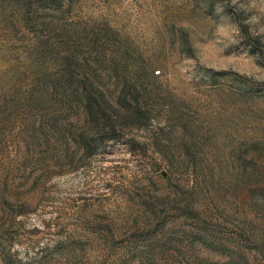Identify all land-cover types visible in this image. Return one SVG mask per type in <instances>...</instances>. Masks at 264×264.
<instances>
[{
    "label": "rangeland",
    "instance_id": "374dc122",
    "mask_svg": "<svg viewBox=\"0 0 264 264\" xmlns=\"http://www.w3.org/2000/svg\"><path fill=\"white\" fill-rule=\"evenodd\" d=\"M0 264H264V0H0Z\"/></svg>",
    "mask_w": 264,
    "mask_h": 264
},
{
    "label": "trees",
    "instance_id": "16d2710c",
    "mask_svg": "<svg viewBox=\"0 0 264 264\" xmlns=\"http://www.w3.org/2000/svg\"><path fill=\"white\" fill-rule=\"evenodd\" d=\"M71 80L75 86V93L80 96L82 102L84 101L85 115L86 117L88 116V121L90 123V126L87 127L86 131L84 130L85 132L83 131L81 134V140L85 147H87V143L91 144L100 136L103 137L104 135H109V137H115L118 135L119 127L116 123L113 121H104L103 124L101 123V119H109L106 114L107 109H111L119 118L126 122H137L141 118L142 107L139 98L136 95H133L134 99H128L127 96L123 94L119 95L116 105L123 107L120 109L109 102L103 90L99 89L93 80L84 78L82 83L78 82V84H76L75 80L77 81V78L73 75ZM80 84L82 85L81 88ZM95 92L98 93V96ZM124 109L125 111H122Z\"/></svg>",
    "mask_w": 264,
    "mask_h": 264
}]
</instances>
